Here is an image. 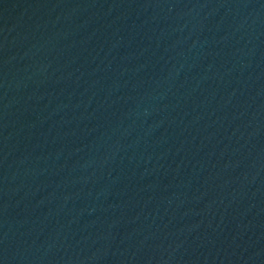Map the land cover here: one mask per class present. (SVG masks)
Instances as JSON below:
<instances>
[{"label":"water","instance_id":"obj_1","mask_svg":"<svg viewBox=\"0 0 264 264\" xmlns=\"http://www.w3.org/2000/svg\"><path fill=\"white\" fill-rule=\"evenodd\" d=\"M0 264H264V0H0Z\"/></svg>","mask_w":264,"mask_h":264}]
</instances>
